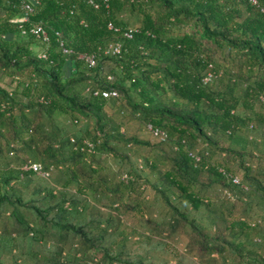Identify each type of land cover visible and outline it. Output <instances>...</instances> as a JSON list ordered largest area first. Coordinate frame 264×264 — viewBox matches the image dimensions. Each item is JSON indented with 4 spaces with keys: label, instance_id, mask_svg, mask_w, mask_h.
<instances>
[{
    "label": "trees",
    "instance_id": "obj_1",
    "mask_svg": "<svg viewBox=\"0 0 264 264\" xmlns=\"http://www.w3.org/2000/svg\"><path fill=\"white\" fill-rule=\"evenodd\" d=\"M0 264H264V0H0Z\"/></svg>",
    "mask_w": 264,
    "mask_h": 264
},
{
    "label": "built area",
    "instance_id": "obj_2",
    "mask_svg": "<svg viewBox=\"0 0 264 264\" xmlns=\"http://www.w3.org/2000/svg\"><path fill=\"white\" fill-rule=\"evenodd\" d=\"M34 2H37L38 0H32ZM253 2H256V0H252ZM24 7L26 8L27 10V14L29 12H31L33 10L32 6L29 4V3H26L24 5ZM34 33H36L38 36H41L43 38V40H47V33L46 31H44L43 29H41V27H37L35 29L32 30ZM121 50V44L118 43V42H115V43H109L107 45V47L105 48V52L106 53H113V54H116V53H119ZM43 57H45V54H42ZM86 60L87 62L89 63V65H94L95 63V60H94V57L93 56H86ZM211 77V74H209L207 77L204 78V81H208ZM102 95L105 96V97H108V96H116L117 95V92L115 90H110V91H103L102 92ZM149 129L152 131V133L154 135H159L161 137L164 136V133L159 131L158 129H153V127L151 125L148 126ZM25 170H28V169H33L34 171H36L37 173L39 174H42V175H45L46 173L42 170V167L39 163H33V162H28L24 165L23 167Z\"/></svg>",
    "mask_w": 264,
    "mask_h": 264
},
{
    "label": "rangeland",
    "instance_id": "obj_3",
    "mask_svg": "<svg viewBox=\"0 0 264 264\" xmlns=\"http://www.w3.org/2000/svg\"><path fill=\"white\" fill-rule=\"evenodd\" d=\"M134 128H135V129L137 128V124H135Z\"/></svg>",
    "mask_w": 264,
    "mask_h": 264
}]
</instances>
